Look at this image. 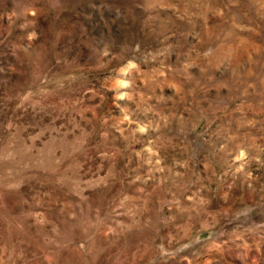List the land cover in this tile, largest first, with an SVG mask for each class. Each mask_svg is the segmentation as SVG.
Here are the masks:
<instances>
[{"label":"rangeland","instance_id":"1","mask_svg":"<svg viewBox=\"0 0 264 264\" xmlns=\"http://www.w3.org/2000/svg\"><path fill=\"white\" fill-rule=\"evenodd\" d=\"M0 264H264V0H0Z\"/></svg>","mask_w":264,"mask_h":264}]
</instances>
